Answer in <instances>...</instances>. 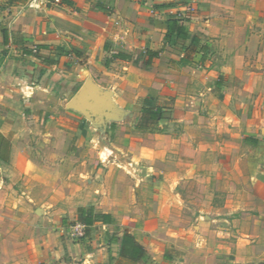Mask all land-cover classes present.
<instances>
[{
    "label": "crops",
    "instance_id": "0c3cea01",
    "mask_svg": "<svg viewBox=\"0 0 264 264\" xmlns=\"http://www.w3.org/2000/svg\"><path fill=\"white\" fill-rule=\"evenodd\" d=\"M0 135L39 264H264V0H0Z\"/></svg>",
    "mask_w": 264,
    "mask_h": 264
},
{
    "label": "rangeland",
    "instance_id": "374dc122",
    "mask_svg": "<svg viewBox=\"0 0 264 264\" xmlns=\"http://www.w3.org/2000/svg\"><path fill=\"white\" fill-rule=\"evenodd\" d=\"M33 211V209L20 211L16 208L15 213L10 212L7 215L8 225L2 226L0 222V264L47 262L49 250H61L63 238L80 240L71 237L70 231H64L60 224H53L44 218L45 215L37 216ZM1 219L0 210V221Z\"/></svg>",
    "mask_w": 264,
    "mask_h": 264
},
{
    "label": "trees",
    "instance_id": "16d2710c",
    "mask_svg": "<svg viewBox=\"0 0 264 264\" xmlns=\"http://www.w3.org/2000/svg\"><path fill=\"white\" fill-rule=\"evenodd\" d=\"M179 38H188L189 33L186 28L177 24V22H169V35L175 33ZM196 40V38H194ZM158 54L153 53L152 57H156ZM150 118H154V115L150 113ZM11 144L2 135H0V160L10 153ZM5 160V159H4ZM97 220V216L92 207L84 208L79 211L78 222L85 225L87 228L92 226ZM122 254L132 256L135 259L141 258L145 251L131 236H125L122 244Z\"/></svg>",
    "mask_w": 264,
    "mask_h": 264
},
{
    "label": "built area",
    "instance_id": "2783aa9c",
    "mask_svg": "<svg viewBox=\"0 0 264 264\" xmlns=\"http://www.w3.org/2000/svg\"><path fill=\"white\" fill-rule=\"evenodd\" d=\"M86 229L87 227L83 224H76L71 227L70 233L71 237L75 239H82L86 236Z\"/></svg>",
    "mask_w": 264,
    "mask_h": 264
}]
</instances>
